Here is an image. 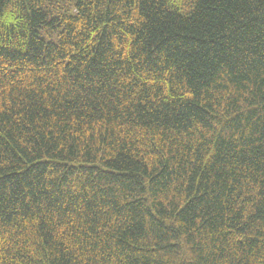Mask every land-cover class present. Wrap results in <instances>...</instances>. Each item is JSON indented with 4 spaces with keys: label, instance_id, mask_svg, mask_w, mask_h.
Here are the masks:
<instances>
[{
    "label": "trees",
    "instance_id": "obj_1",
    "mask_svg": "<svg viewBox=\"0 0 264 264\" xmlns=\"http://www.w3.org/2000/svg\"><path fill=\"white\" fill-rule=\"evenodd\" d=\"M0 264H264V0H0Z\"/></svg>",
    "mask_w": 264,
    "mask_h": 264
}]
</instances>
